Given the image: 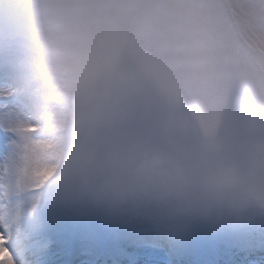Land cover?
I'll use <instances>...</instances> for the list:
<instances>
[{"label":"clouds","instance_id":"clouds-1","mask_svg":"<svg viewBox=\"0 0 264 264\" xmlns=\"http://www.w3.org/2000/svg\"><path fill=\"white\" fill-rule=\"evenodd\" d=\"M23 3V57L0 88V126L17 137L0 166L3 264H32L25 222L54 187L65 204L176 231L264 217V59L178 0ZM41 140L55 166L42 183Z\"/></svg>","mask_w":264,"mask_h":264},{"label":"rangeland","instance_id":"rangeland-1","mask_svg":"<svg viewBox=\"0 0 264 264\" xmlns=\"http://www.w3.org/2000/svg\"><path fill=\"white\" fill-rule=\"evenodd\" d=\"M178 2L186 6L188 18L198 26L239 42L255 60L264 59V48L258 42L264 36V0ZM27 16L23 0L9 7L0 5V88L12 86L18 75ZM16 139L11 129L0 126V166L12 156ZM30 220L26 231L35 224L44 225L48 231L37 235V239L53 237L56 242L34 250L29 257L56 252L59 246L61 253L54 264L63 263L73 247L77 264H101L102 256L109 257L111 264H254L251 261L264 255V217L238 226L198 223L176 231L148 216L109 217L65 204L56 199L54 187L52 194L39 202ZM79 232L80 246L73 242ZM168 241L174 246L171 255L167 253L172 258L163 260L161 249ZM123 248L130 249L133 257L127 258Z\"/></svg>","mask_w":264,"mask_h":264},{"label":"snow or ice","instance_id":"snow-or-ice-1","mask_svg":"<svg viewBox=\"0 0 264 264\" xmlns=\"http://www.w3.org/2000/svg\"><path fill=\"white\" fill-rule=\"evenodd\" d=\"M259 45L261 48H264V36L259 37L258 39ZM31 131H38V128L32 127ZM51 146L47 144L45 141H38L32 147V155L30 157L31 160L34 161L33 167V176L38 179L39 182H43L49 176L54 174L55 166L47 165L41 163V153L46 152L48 148ZM7 239L3 233H0V264H3V261L9 259V253L6 248Z\"/></svg>","mask_w":264,"mask_h":264},{"label":"bare ground","instance_id":"bare-ground-1","mask_svg":"<svg viewBox=\"0 0 264 264\" xmlns=\"http://www.w3.org/2000/svg\"><path fill=\"white\" fill-rule=\"evenodd\" d=\"M31 219V218H30ZM28 220L25 222V227L28 228V226H30V221L31 220ZM32 226V225H31ZM34 227V226H33ZM33 231V232H32ZM48 230L46 229V226H39V224H35V227L31 230H28V241H29V246L32 244L33 241L37 240L36 238L33 237L34 233H42V232H47ZM54 235H56L55 232H53ZM168 240L170 239L169 237H167ZM173 244L172 242L168 241L167 244H166V247L162 248L161 249V253L160 254H163L164 255V259L163 260H170L172 257L170 256L171 255V252L170 250L173 248ZM42 248L41 246H38V247H29L28 250H27V257L28 259L32 262V264H54V262L56 261V257L50 253L49 251L47 252V254H42L40 256H38L37 258L35 256H30L29 255L36 249H40ZM55 249H58V253H61V250H60V247L59 246H56ZM128 249V248H127ZM164 249V250H163ZM252 249V248H251ZM60 250V251H59ZM130 252H132L130 249H128ZM242 252L244 251L243 248L241 249ZM240 250V251H241ZM246 250V249H245ZM248 250V249H247ZM246 250V253L248 252ZM170 255H168V254ZM119 256V254H118ZM260 258H262V261H264V255H260L259 256ZM128 258V257H127ZM121 259L124 260V257L121 256ZM241 259V258H239ZM179 261V260H178ZM237 262V261H236ZM159 263V262H158ZM238 263V262H237ZM236 263V264H237ZM240 263V262H239ZM243 262H241L240 264H242Z\"/></svg>","mask_w":264,"mask_h":264}]
</instances>
